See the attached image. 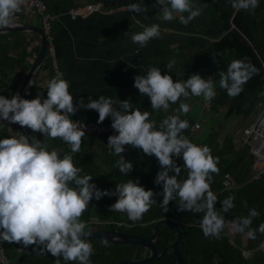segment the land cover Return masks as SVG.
<instances>
[{
    "label": "clouds",
    "instance_id": "obj_1",
    "mask_svg": "<svg viewBox=\"0 0 264 264\" xmlns=\"http://www.w3.org/2000/svg\"><path fill=\"white\" fill-rule=\"evenodd\" d=\"M229 3L236 12L254 11L258 7V0H229ZM24 4L25 0H0V34L16 26ZM152 7H159L157 18L161 21H172L174 14H179V22L184 26L202 12L194 0H154ZM128 10L145 13L148 6L140 0L130 3ZM160 35V25L154 23L132 34L130 39L133 44L145 47ZM212 58L217 63L216 56ZM174 64L175 61H169L166 65L169 72ZM255 72L247 59H234L226 71L219 72V88L235 98ZM133 87L141 96L150 99L153 110L168 112L170 105L178 101L179 107L172 109L173 114L165 116L157 125L150 119L151 113L133 108L128 99L88 97L85 103L81 97L74 103L69 82L60 77L47 82V95L43 100L38 96L25 99L18 93L11 98L0 95V120L18 124L32 133L39 132L43 137L59 138L70 146L72 153L80 152L85 131L69 118L71 115L85 108L98 112L97 123L111 117V128L116 134L108 136L107 147L120 157L116 161L119 171L126 175L133 168L121 155L125 146H130L157 159L159 171L154 184L162 185V191L157 193L145 190L138 180L128 179L117 183L114 190H101L91 182L93 176L80 175L82 169L74 165L72 155L65 154L61 158L56 150H48L41 140L22 133L18 138H0V243L39 249L57 258L56 264H60V258L75 264H91L94 252L88 238L91 232L86 231L88 225L81 217L93 198L98 201L104 196L117 197L109 206L110 211L126 213L132 221L140 220L157 202V196L162 197L159 206L165 212L169 203L178 199V211L202 214L200 228L204 237L221 238L226 223L221 213H228L235 207V196L229 195L219 201V210L214 207L218 197L211 183L213 174H219V158L212 155L209 146L197 145L183 135L189 122L182 116L190 109L181 100V97L192 96L210 102L217 94L216 85L198 73L183 81H174L171 75H162L160 68L150 66L144 75L134 76ZM257 123L264 128V113ZM176 158L183 161L187 172L183 180L178 179L181 167ZM244 205L247 207L246 202ZM259 215L256 208L249 209L247 216L231 221L232 230L255 240L257 232L264 234V222L256 229L251 227L253 218ZM101 244L108 247L109 241L104 239Z\"/></svg>",
    "mask_w": 264,
    "mask_h": 264
},
{
    "label": "trees",
    "instance_id": "obj_2",
    "mask_svg": "<svg viewBox=\"0 0 264 264\" xmlns=\"http://www.w3.org/2000/svg\"><path fill=\"white\" fill-rule=\"evenodd\" d=\"M204 1L214 10L212 23L221 30V34L210 41L209 45L202 50L184 46L186 57L183 61L175 62L170 75L174 81H183L191 74L198 73L202 78L215 82L217 94L211 100L210 110L216 113L223 106H229L235 116H240L241 128L239 132H241L244 127L254 120L263 101L260 91L263 85L262 71L264 69V0H258V7L254 11L241 10L239 12H232L222 8L211 0ZM44 2L46 8L55 3L58 4L60 9H69L74 6L73 0H44ZM231 22L239 32L230 28ZM24 47L21 52V58L17 57L15 59L6 55L1 62L2 68L11 70L15 65H20L22 69H26L27 66L21 61L27 55ZM213 55L216 56L217 63L213 62ZM234 59H247L255 67L256 72L243 86L244 90L240 95L232 98L227 95L225 90L219 88V72L226 71L227 65ZM46 69L47 64L45 63L41 68L40 74ZM52 78L53 73L50 72L48 79ZM35 88L36 86L33 84L24 98L27 99L31 95L36 96ZM5 91L2 95L10 98L12 91L10 89ZM46 95L47 86L43 94L38 97L43 100ZM147 99L150 101L148 97ZM181 100L185 102V98L181 97ZM178 107L179 101L174 105H170L168 112L152 109L150 113L158 125L165 116L173 114L172 109ZM6 127V121L0 120V138L13 136L15 132L13 125H11L10 130H7ZM221 129L222 123L217 122L203 140L195 142L192 135L187 137L197 145L209 146L212 155L219 158V174H213L211 183V189L218 197L214 207L219 210L221 207L219 201L224 200L229 195H234L235 207L228 213H221L226 223H230L238 217L247 216L249 209L256 208L260 215L253 218L251 225L253 229H256L260 223L264 222V176L252 177L258 165L249 154L248 146L242 144L239 140H234L231 134L225 133L222 137V134H220ZM15 133L17 134V132ZM220 135L222 138H220ZM42 143L47 146L48 150H56L61 158L65 154L72 155L74 165L82 169L80 175L93 176L91 182L95 183L101 190H114L117 183L127 182L128 179H131L134 182L138 180L145 190L151 189L157 193L162 191V185L154 184L156 173L159 171V164L154 156H147L143 152L139 155H133L131 163L134 170L126 175L115 174L114 170L118 168L116 161L120 157L111 152L106 154L110 169L104 170L97 165L91 152L75 158L70 146L59 138L55 140L47 138ZM176 162L181 167L178 179L183 180L187 176V172L183 168V161L176 158ZM225 174H228L233 181V186L229 189H224L222 185ZM116 199L117 197L115 196H104L98 201L93 198L87 210L83 213L81 220L86 223L93 221L96 227L149 237L157 220L162 218L171 219L180 228L181 234L178 248L183 264H264V252L254 250L255 245L264 238V234L257 232V238L255 240L247 238L243 246L231 243L225 229L220 239L204 237L200 228L201 213L178 211V199L170 202L168 211L165 212L159 206L162 199L160 196L155 197L157 202L151 206L150 210L140 220L132 221L128 219L126 213L110 211L109 206ZM244 202H246L247 207H245ZM90 228L88 225L87 229ZM159 232L160 238L156 243V247L160 252L165 246L175 240L177 234L175 228L167 223L159 226ZM101 241V239L90 241L94 248V252L90 257L91 264H115L120 260L139 259L148 254V251L140 246L109 241V246L104 247ZM4 248L9 258L11 253L22 248V246L4 242ZM241 248L251 250V254L248 257H244L241 253ZM32 252L34 253L33 255L24 258V264H56L57 258L50 254L42 253L39 249H35ZM73 263L75 262H65L60 258V264ZM144 264H176V261L172 251L168 250L162 259L152 260Z\"/></svg>",
    "mask_w": 264,
    "mask_h": 264
},
{
    "label": "crops",
    "instance_id": "obj_3",
    "mask_svg": "<svg viewBox=\"0 0 264 264\" xmlns=\"http://www.w3.org/2000/svg\"><path fill=\"white\" fill-rule=\"evenodd\" d=\"M211 1L235 12L229 0ZM73 2L74 6L69 9H60L56 3L47 8L52 18L50 40L52 53L46 49L43 64H47V69L42 74L40 71L32 83L36 86V96L31 95L27 99L42 95L49 81V73L52 72L54 77V69H57L62 73L63 79L69 82V92L73 95L74 103L81 97L85 103L88 97L128 99L133 108L150 113L152 108L147 96H141L138 89L133 87L134 76L144 75L150 66L160 68L162 75L165 73L170 75L166 65L169 61L179 62L185 59L184 46L202 50L221 34V30L212 23L214 10L204 0H194V3L202 8V12L187 26L179 22V14H174L172 21L159 20L157 18L160 14L159 7H152L154 0H143V3L148 6V11L145 13L128 10L130 3H139L140 0H73ZM86 5L95 6V10L85 11L83 8ZM70 9L77 10L73 18L70 17ZM17 23L42 27L40 16L31 14L24 7L18 14ZM154 23L160 25V38L150 40L145 47L131 42L132 34ZM14 32L18 33L3 32L0 34V95L7 89H10L13 94L38 50L39 39L35 33ZM23 46H25L27 55L21 61L27 66L26 69H22L20 65H15L11 70L2 68L1 62L6 55L15 59L21 58ZM203 101V97L185 98L190 110L186 116H182L189 122V128L184 131L183 135H192L195 142L206 138L217 122L222 123L220 134L223 137L225 130L232 129L234 126L230 121L235 123L240 120V116L232 114L233 111L229 106L225 105L214 113L210 107L203 104ZM71 117L97 123L98 112L80 108ZM150 119L155 121L152 115ZM196 122L199 123V127L192 129ZM102 123L111 126V117H106ZM6 125L7 130H10L13 124L6 122ZM15 132H17L16 129ZM15 132L13 136L18 138L19 135ZM29 132L31 137L42 142L48 138L43 137L39 132L32 133L30 129ZM239 134L238 131L231 135L234 140H238ZM222 137L220 135V138ZM107 138L108 135L105 133L85 135L82 138L80 152L73 153V156L79 158L91 152L100 168L110 169L106 154L112 151L107 147ZM141 153L142 150L125 146V151L121 155L131 162L133 155ZM133 170L132 168L130 172ZM114 173L122 174L118 168L114 170ZM32 251L31 246L28 249L23 247L17 249L10 254L8 264H17L19 259H21V264H24V258L34 254Z\"/></svg>",
    "mask_w": 264,
    "mask_h": 264
},
{
    "label": "water",
    "instance_id": "obj_4",
    "mask_svg": "<svg viewBox=\"0 0 264 264\" xmlns=\"http://www.w3.org/2000/svg\"><path fill=\"white\" fill-rule=\"evenodd\" d=\"M230 28L234 31L239 32L232 22H231ZM14 31L32 32V33H35L39 39L38 50L34 56V59L12 94L14 95L18 93L21 97L24 98L25 94L27 93V91L32 85L29 83V81H32L33 83L36 77L38 76L39 72L41 71V68H42V65H43V62L46 56V49H47L48 41H47L43 28L39 26H34L31 24H27V23H17L15 27L4 30V32H14ZM13 125L19 136L22 133V134H25L31 137L29 129H22L20 128L18 124H13ZM165 223L172 225L175 228L177 235H176L175 240L172 243L165 246L159 252L156 247V243L158 242L160 238L159 226ZM86 231L91 232V236L88 237L89 241L95 240V239L96 240L97 239H101V240L107 239L110 242L140 246V247L145 248L148 251V254L142 258L130 259V260H120L116 262L115 264H144L152 260L162 259L168 250H171L173 255L175 256L176 264H183V259H182L180 250L178 248V241L180 239V234H181L180 228L174 220L166 219V218L157 220L154 224L153 232L149 237H143L137 234H132V233L119 231V230H113L109 228H100V227L86 229ZM17 264H21V259L18 260Z\"/></svg>",
    "mask_w": 264,
    "mask_h": 264
},
{
    "label": "built area",
    "instance_id": "obj_5",
    "mask_svg": "<svg viewBox=\"0 0 264 264\" xmlns=\"http://www.w3.org/2000/svg\"><path fill=\"white\" fill-rule=\"evenodd\" d=\"M23 7L26 8L28 12H30L31 14L34 15L37 14L40 16L42 28L45 32L48 41L47 51L52 53V46L50 45L52 18L46 8V4L44 0H25V4L23 5ZM83 9L85 11L91 12L92 10H95V6L86 5L85 8ZM69 14L70 17L73 18L77 14V10L70 9ZM262 75H263V85L260 91V96L263 99V101L254 120L241 130L238 138V140L242 144L248 146L249 154L253 157V159L258 165L257 170L254 172L252 176L253 178L264 176V128H261L257 123L258 117L262 113H264V69L262 71ZM54 77L63 78L62 73L57 69H54ZM203 104L206 107H210L211 101L210 102L203 101ZM69 118L72 119L74 123H77L81 127H84L83 130L85 131V135L105 133L109 136L116 134L110 125H105L103 123H95L91 121L77 120L71 116ZM198 127H199V123L196 122L193 124L192 129H196ZM222 185L224 189H229L233 186V181L228 174L224 175V178L222 180ZM224 229L227 233L229 241L233 243L232 241L233 236L237 232L232 230L231 222L226 223ZM254 250H259L264 252V238L255 245ZM241 253L244 257H248L251 254V250L241 248ZM8 263L9 262L4 248V242H2L0 243V264H8Z\"/></svg>",
    "mask_w": 264,
    "mask_h": 264
},
{
    "label": "rangeland",
    "instance_id": "obj_6",
    "mask_svg": "<svg viewBox=\"0 0 264 264\" xmlns=\"http://www.w3.org/2000/svg\"><path fill=\"white\" fill-rule=\"evenodd\" d=\"M230 123L231 124L233 123L232 125H234V126H232L233 127L232 129H230V128L226 129L225 130L226 133L233 134V133H236V132L240 131V128H241L240 127V123H241V121H235V123H234L231 120ZM224 127L226 128V125ZM87 225H89L91 228H96V226H95L96 224L93 221L87 223ZM229 238H231V237H229ZM246 239H247V237H246L245 234L237 232L236 234H234L232 241L235 244H239V246H243L245 244V242H246Z\"/></svg>",
    "mask_w": 264,
    "mask_h": 264
}]
</instances>
